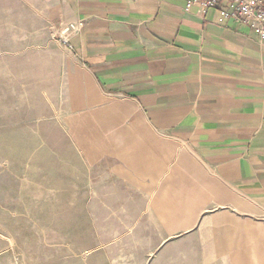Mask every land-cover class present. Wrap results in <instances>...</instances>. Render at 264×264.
I'll return each instance as SVG.
<instances>
[{
	"label": "crops",
	"instance_id": "1",
	"mask_svg": "<svg viewBox=\"0 0 264 264\" xmlns=\"http://www.w3.org/2000/svg\"><path fill=\"white\" fill-rule=\"evenodd\" d=\"M15 1L69 58L29 62L44 40L16 66L53 86L75 155L42 192L84 232L70 264H264V39L188 0Z\"/></svg>",
	"mask_w": 264,
	"mask_h": 264
},
{
	"label": "rangeland",
	"instance_id": "2",
	"mask_svg": "<svg viewBox=\"0 0 264 264\" xmlns=\"http://www.w3.org/2000/svg\"><path fill=\"white\" fill-rule=\"evenodd\" d=\"M36 28L40 25L20 2L0 0V264H70L69 254L84 248L83 230L61 222L58 217L63 215H55L53 206L43 208L44 201L53 199L42 192L69 188L68 158L69 153L75 155L59 119L52 117L53 109L60 108L51 94L53 86L45 85L42 97L37 69L16 66L22 60L20 51L44 40L49 55L30 50L29 62L47 63L52 56L54 61L69 62L53 36L30 35ZM9 31L13 37H8ZM6 63H13V69L6 71Z\"/></svg>",
	"mask_w": 264,
	"mask_h": 264
},
{
	"label": "built area",
	"instance_id": "3",
	"mask_svg": "<svg viewBox=\"0 0 264 264\" xmlns=\"http://www.w3.org/2000/svg\"><path fill=\"white\" fill-rule=\"evenodd\" d=\"M187 6H199L205 13L218 9L223 18L249 27L264 39V0H188ZM75 29L73 25H66L59 34L60 42L69 49H72L69 38Z\"/></svg>",
	"mask_w": 264,
	"mask_h": 264
}]
</instances>
